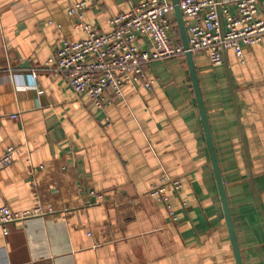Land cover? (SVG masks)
<instances>
[{"label": "crops", "instance_id": "0c3cea01", "mask_svg": "<svg viewBox=\"0 0 264 264\" xmlns=\"http://www.w3.org/2000/svg\"><path fill=\"white\" fill-rule=\"evenodd\" d=\"M79 1L0 0V155L17 148L0 169L1 198L33 208L28 165L54 160L77 171L84 192L141 205L0 225V264H236L185 56L153 61L151 88L130 84L95 107L47 66L61 38L85 36L68 14ZM140 1L94 0L84 20L108 31ZM194 57L243 262L264 264V43L243 59L228 49L216 66ZM152 184L166 185L174 216L147 196ZM57 189L50 196L65 198Z\"/></svg>", "mask_w": 264, "mask_h": 264}, {"label": "built area", "instance_id": "2783aa9c", "mask_svg": "<svg viewBox=\"0 0 264 264\" xmlns=\"http://www.w3.org/2000/svg\"><path fill=\"white\" fill-rule=\"evenodd\" d=\"M93 1L81 0L68 10L69 15L77 18L75 26L85 36L79 40L61 38L47 66L51 74L63 75L73 91L86 94L95 107L104 110L114 100L122 98L125 87L130 84L151 88L150 64L184 57L185 49L176 33L179 29L172 0H141L129 11L115 16L108 31L85 22V10ZM179 6L187 28L189 49L193 54L206 55L211 65L222 64L228 49H233L243 59L246 46L264 43V0H179ZM141 38L148 42L147 48L139 46ZM12 117L18 118L19 114ZM16 151L14 146L7 147L0 155V169L13 162ZM28 178L36 199L31 209H12L2 200L0 187V225L4 231L9 224L35 216L68 217L99 204L108 207L116 204L119 208L124 204L131 208L141 205L138 200L94 189L84 192L77 171L54 160L29 164ZM166 181L178 192L179 179L167 178ZM60 185L64 186L66 197L50 196ZM147 196L164 204L174 216L166 185L152 184ZM106 225L104 231L109 232V224Z\"/></svg>", "mask_w": 264, "mask_h": 264}, {"label": "water", "instance_id": "95a60500", "mask_svg": "<svg viewBox=\"0 0 264 264\" xmlns=\"http://www.w3.org/2000/svg\"><path fill=\"white\" fill-rule=\"evenodd\" d=\"M172 2L174 4V14H175L176 21L178 24V29L180 32L181 40H182V43L185 49V59H186L187 67L189 70L191 82L193 85L195 97L197 100L204 132H205V137H206V141H207V145L209 149L211 162H212L213 169H214L215 178L217 181V186H218V190H219V194H220V198L222 202V207H223V211H224V215L226 219L228 232L230 235V240H231V244H232V248L234 252L235 261H236V264H244L238 237H237V232H236V228H235V224L233 220V215H232L229 200L227 197L225 183L223 180L221 167L219 164V159H218L217 151L215 148V143H214V139L212 136L210 122H209L207 110L205 107V102L203 98L201 84L199 81L197 66L195 63V57H194L193 52L189 49V39H188V33H187V28L185 25L183 13L179 6V0H172Z\"/></svg>", "mask_w": 264, "mask_h": 264}, {"label": "trees", "instance_id": "16d2710c", "mask_svg": "<svg viewBox=\"0 0 264 264\" xmlns=\"http://www.w3.org/2000/svg\"><path fill=\"white\" fill-rule=\"evenodd\" d=\"M176 33H177V35H178L179 37H181V36H180V32H179V31H177Z\"/></svg>", "mask_w": 264, "mask_h": 264}]
</instances>
